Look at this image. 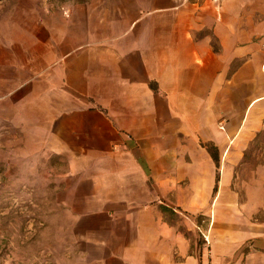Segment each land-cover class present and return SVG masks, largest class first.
I'll return each mask as SVG.
<instances>
[{
    "label": "crops",
    "instance_id": "crops-1",
    "mask_svg": "<svg viewBox=\"0 0 264 264\" xmlns=\"http://www.w3.org/2000/svg\"><path fill=\"white\" fill-rule=\"evenodd\" d=\"M64 12L38 65L48 148L75 178L33 263L264 264V0Z\"/></svg>",
    "mask_w": 264,
    "mask_h": 264
},
{
    "label": "rangeland",
    "instance_id": "rangeland-1",
    "mask_svg": "<svg viewBox=\"0 0 264 264\" xmlns=\"http://www.w3.org/2000/svg\"><path fill=\"white\" fill-rule=\"evenodd\" d=\"M86 1L0 0V264L40 258L58 227L59 192L74 182L69 159L48 148L43 132L38 61L50 38L46 20ZM257 160L250 152L243 174Z\"/></svg>",
    "mask_w": 264,
    "mask_h": 264
},
{
    "label": "trees",
    "instance_id": "trees-1",
    "mask_svg": "<svg viewBox=\"0 0 264 264\" xmlns=\"http://www.w3.org/2000/svg\"><path fill=\"white\" fill-rule=\"evenodd\" d=\"M208 150L210 151L212 157H213L214 160H215V159H216V156H215V152H214V150H213L211 147H209ZM161 209H162V211H164V212H168L167 208H165V207H161Z\"/></svg>",
    "mask_w": 264,
    "mask_h": 264
},
{
    "label": "built area",
    "instance_id": "built-area-1",
    "mask_svg": "<svg viewBox=\"0 0 264 264\" xmlns=\"http://www.w3.org/2000/svg\"><path fill=\"white\" fill-rule=\"evenodd\" d=\"M64 15H66V12H64ZM221 129H223V127H221ZM204 240H205V243H208L207 237L204 236Z\"/></svg>",
    "mask_w": 264,
    "mask_h": 264
}]
</instances>
